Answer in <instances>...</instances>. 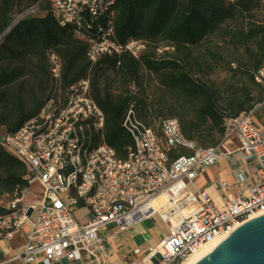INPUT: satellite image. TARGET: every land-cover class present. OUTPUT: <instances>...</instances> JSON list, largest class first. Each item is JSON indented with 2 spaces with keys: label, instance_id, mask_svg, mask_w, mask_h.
<instances>
[{
  "label": "built area",
  "instance_id": "built-area-1",
  "mask_svg": "<svg viewBox=\"0 0 264 264\" xmlns=\"http://www.w3.org/2000/svg\"><path fill=\"white\" fill-rule=\"evenodd\" d=\"M41 2L46 7L37 2L18 13L0 42L20 19L50 12L89 44L91 62L124 52L139 58L147 49L144 40L117 39L114 0ZM49 61L58 86L60 60L51 54ZM254 80L264 86V63ZM262 108L264 100L226 118L218 144L203 148L182 135L176 119H164L157 134L130 106L123 125L133 144L120 158L102 141L104 114L91 97L88 78L49 97L17 131L0 136L28 169V185L7 205L14 210L0 216V248L21 229L25 242L0 264H110V239L154 216L166 226L165 235L152 246L132 248L125 263L184 264L207 243L264 214V126L254 120ZM167 147L190 153L170 159ZM222 159L234 166L232 184L217 180L214 193L199 188L198 176ZM35 182L42 189L40 201L30 203L26 194ZM158 197L163 204H153Z\"/></svg>",
  "mask_w": 264,
  "mask_h": 264
},
{
  "label": "trees",
  "instance_id": "trees-1",
  "mask_svg": "<svg viewBox=\"0 0 264 264\" xmlns=\"http://www.w3.org/2000/svg\"><path fill=\"white\" fill-rule=\"evenodd\" d=\"M37 2L46 7L41 0H0V34ZM113 6L117 39L146 42L139 58L124 52L91 62L89 44L50 12L20 19L3 36L0 130L14 133L49 97L85 78L104 114L102 141L120 158L133 144L123 125L130 106L157 134L164 119L174 118L186 139L207 148L220 141L226 118L264 100V86L254 80L264 63L263 0H114ZM51 54L61 63L58 86L50 73ZM218 69L228 74L221 83L211 78ZM166 152L170 159L190 153L181 147ZM27 180L25 164L0 143V198L9 195V203ZM13 210L0 204V216ZM5 258L0 251V261Z\"/></svg>",
  "mask_w": 264,
  "mask_h": 264
},
{
  "label": "crops",
  "instance_id": "crops-1",
  "mask_svg": "<svg viewBox=\"0 0 264 264\" xmlns=\"http://www.w3.org/2000/svg\"><path fill=\"white\" fill-rule=\"evenodd\" d=\"M256 119L257 118L254 117L255 121ZM234 178V166L231 164L230 159H222L200 174L196 179V184H200L202 188L208 190L210 188L214 193L217 180L232 184ZM233 194H235V192H233ZM164 226V223L157 216H154L137 226L118 232L110 239L111 252L109 263L126 264L127 256L132 248L135 246L146 247L156 244L166 233V226L165 228ZM151 232L157 233V235L151 236ZM24 242V229H21L15 233L12 239L5 244V246H2L0 250L6 258H8L18 253L22 249Z\"/></svg>",
  "mask_w": 264,
  "mask_h": 264
},
{
  "label": "water",
  "instance_id": "water-1",
  "mask_svg": "<svg viewBox=\"0 0 264 264\" xmlns=\"http://www.w3.org/2000/svg\"><path fill=\"white\" fill-rule=\"evenodd\" d=\"M194 264H264V214L235 227Z\"/></svg>",
  "mask_w": 264,
  "mask_h": 264
},
{
  "label": "rangeland",
  "instance_id": "rangeland-1",
  "mask_svg": "<svg viewBox=\"0 0 264 264\" xmlns=\"http://www.w3.org/2000/svg\"><path fill=\"white\" fill-rule=\"evenodd\" d=\"M18 14V13H17ZM16 14V15H17ZM262 14L263 13H260L259 14V18H262ZM15 15V16H16ZM14 16V17H15ZM13 17V18H14ZM227 72L225 70H222V69H218V70H215V72L211 75V78L212 80H214L216 83H221L223 80L227 79ZM254 117H256V121H258V123L261 124V126H264V109L262 108L260 111H259V114H255ZM4 133V130H0V136ZM206 175L208 176V174L206 173ZM250 176V175H249ZM198 185V184H197ZM202 185H198L199 188H202L201 187ZM41 186L39 185L38 182H35V183H32L29 188H28V192L26 194V199L25 201L27 202H30V203H36V202H39L40 201V196H41ZM8 201H9V195H3L1 196L0 198V204L6 206L8 205ZM165 228V226H164ZM113 229V226L112 225H109L107 227V230H112ZM167 231V230H166ZM157 235V233H152L151 232V236H155ZM41 257V256H39ZM135 259H137L138 261H140V256H136Z\"/></svg>",
  "mask_w": 264,
  "mask_h": 264
},
{
  "label": "bare ground",
  "instance_id": "bare-ground-1",
  "mask_svg": "<svg viewBox=\"0 0 264 264\" xmlns=\"http://www.w3.org/2000/svg\"><path fill=\"white\" fill-rule=\"evenodd\" d=\"M215 201H217L216 194H213L212 196ZM164 199L163 197H158L153 201V204H163ZM223 237L218 238L216 241H211L207 243L203 248H201L198 252L193 254L187 261L184 262V264H194L197 260H199L201 257H203L205 254H207L212 248H214Z\"/></svg>",
  "mask_w": 264,
  "mask_h": 264
}]
</instances>
